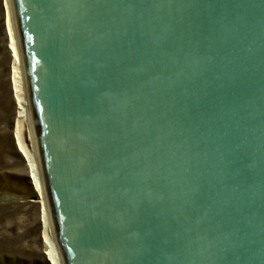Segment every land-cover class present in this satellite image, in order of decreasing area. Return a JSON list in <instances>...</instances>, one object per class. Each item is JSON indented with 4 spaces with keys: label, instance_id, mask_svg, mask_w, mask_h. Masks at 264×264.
<instances>
[{
    "label": "water",
    "instance_id": "95a60500",
    "mask_svg": "<svg viewBox=\"0 0 264 264\" xmlns=\"http://www.w3.org/2000/svg\"><path fill=\"white\" fill-rule=\"evenodd\" d=\"M61 264H264V0H10Z\"/></svg>",
    "mask_w": 264,
    "mask_h": 264
},
{
    "label": "rangeland",
    "instance_id": "374dc122",
    "mask_svg": "<svg viewBox=\"0 0 264 264\" xmlns=\"http://www.w3.org/2000/svg\"><path fill=\"white\" fill-rule=\"evenodd\" d=\"M0 0V264H49L45 255L43 202L15 139L18 105L14 92V58ZM27 125L22 139L33 150ZM32 146V147H31ZM45 200V198H44Z\"/></svg>",
    "mask_w": 264,
    "mask_h": 264
},
{
    "label": "bare ground",
    "instance_id": "6f19581e",
    "mask_svg": "<svg viewBox=\"0 0 264 264\" xmlns=\"http://www.w3.org/2000/svg\"><path fill=\"white\" fill-rule=\"evenodd\" d=\"M4 5L6 8V27L7 32L10 40V49L14 58V65H13V81H14V92H15V98L18 105V116L16 119V125H15V139L16 143L19 149V152L23 155V157L26 159L31 179L33 180V183L35 185L36 191L40 195L43 202V217H44V224L46 223L45 218L47 219V224H50L49 216L47 212L46 203L44 200V193L43 188L40 180V174H39V168H38V162H37V156H36V150H35V143L33 139V134L31 130L30 120H29V113H28V107H27V101H26V95H25V87H24V79H23V72H22V66H21V59L19 54V48L16 40V33H15V27L13 22V16H12V9H11V3L10 0H4ZM27 125L29 129V134L31 138V142L33 145V150H29L26 148L23 139H22V130L23 127ZM32 147V146H31ZM51 227V225H49ZM47 225H44V241L46 244V251L45 255L47 256V261L49 264H61L60 258L55 246V242L53 239V235L51 233L48 235V229H46Z\"/></svg>",
    "mask_w": 264,
    "mask_h": 264
}]
</instances>
